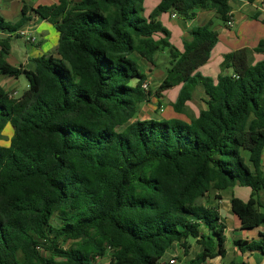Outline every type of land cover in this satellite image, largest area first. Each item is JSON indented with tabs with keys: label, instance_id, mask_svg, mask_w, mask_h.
<instances>
[{
	"label": "trees",
	"instance_id": "obj_1",
	"mask_svg": "<svg viewBox=\"0 0 264 264\" xmlns=\"http://www.w3.org/2000/svg\"><path fill=\"white\" fill-rule=\"evenodd\" d=\"M145 1L32 9L59 33L58 56L36 59L33 71L6 61L28 10L16 24L0 13V76L29 83L19 99L0 87V142L9 125L14 133L0 144V264H170L163 258L172 245L188 256L191 239L203 251L190 264H204L225 256V226L203 201L234 187L252 191L247 202L231 200L242 228L264 227V61L252 58L264 51L227 54L216 82L202 77L219 42L213 22L194 28L180 51L159 17L212 11L226 26L229 0H159L149 16ZM166 49V77L147 94L132 56L155 66ZM176 87L171 105L189 125L138 119L150 98L162 107ZM198 88L206 108L195 116L187 108ZM235 246L264 255V234Z\"/></svg>",
	"mask_w": 264,
	"mask_h": 264
},
{
	"label": "crops",
	"instance_id": "obj_2",
	"mask_svg": "<svg viewBox=\"0 0 264 264\" xmlns=\"http://www.w3.org/2000/svg\"><path fill=\"white\" fill-rule=\"evenodd\" d=\"M73 1L78 2L80 0ZM55 2L56 0H0V13L7 23H18L21 19L23 9L26 7L30 21L17 33V35L20 36V32H25L30 38L35 40L34 43L29 44L21 36L20 38L13 37L11 39V50L6 58V61L11 66L16 68L24 67L27 70L33 71L36 67L34 62L36 59L42 57L56 58L58 56L59 33L52 24L40 20L31 11L32 9H37L41 5L55 4ZM159 4V0H146L145 15L149 16ZM229 5L231 7V18L234 22L232 28H227L223 24L215 26V20L218 19L215 12L212 11L197 12L196 17L190 21H185L178 17L174 18L171 14H163L159 17L161 24L171 33V44L178 47L180 51H183V42L190 38V32L194 28L213 22V29L219 35V42L211 54L210 61L199 69L198 74L205 78H211L215 82L221 74V65L225 55L243 49H260L264 51V0H229ZM3 38H8V35H5ZM13 39H23L31 46L32 50L26 54L25 58L17 57L18 48L12 43ZM177 40H180V46L177 45ZM252 58L253 64L264 61V55L262 53H253ZM132 59L139 64L141 72V66L144 68L145 74H142L147 77L146 81L155 92L165 79L166 73L157 70L156 66L147 63L137 55L132 56ZM156 76H159V78H156ZM0 80V87L4 88L7 92H11L12 96L15 98V86L18 83V79L0 76ZM180 90L181 87H176L166 92L161 99V104L164 103L167 95L170 93H175V95L172 96L171 100L173 101L169 100V104L175 103ZM204 97V90L198 88L193 95L192 102L188 103L187 112L191 115L198 116L200 110L206 108L203 102ZM155 100L157 101V99ZM144 110L145 109L141 107L138 116V119L141 121L151 120L154 116L164 119L156 112L147 111L144 113ZM182 116V118L189 122L185 115ZM262 164L264 167V151ZM216 195H220L221 200L217 201ZM232 198H238L247 202L250 200L251 195L249 192H234L233 188H230L225 192L212 193L208 196L207 205L209 207H217L220 215V223L225 226V256L217 255L214 259L208 260L204 264H264L263 254L249 251L243 252L235 246V242L237 241L253 242L259 240L260 235L264 234V227L244 230L239 219L232 212ZM260 201L264 202V191L260 194ZM202 251V246L198 245L196 241L191 243L189 255L184 256L182 264H190ZM181 253H183V250L180 244H174L167 251L163 258V262L169 263L171 260H175L178 264L177 258Z\"/></svg>",
	"mask_w": 264,
	"mask_h": 264
},
{
	"label": "rangeland",
	"instance_id": "obj_3",
	"mask_svg": "<svg viewBox=\"0 0 264 264\" xmlns=\"http://www.w3.org/2000/svg\"><path fill=\"white\" fill-rule=\"evenodd\" d=\"M215 23H216L215 26L218 24H222L219 20H215ZM12 43L18 48L17 49L18 50L17 57L25 58L26 54L31 52L30 50H32L31 46L29 44H27L26 41L23 39H13ZM176 43L178 46L181 45L180 40H177ZM173 46H175V45H173ZM176 48H178V47H176ZM169 63H170V51L168 49L161 51V52L156 54L155 66H156L157 70L163 71L164 73H166L170 67ZM141 68H142V73L145 74L144 68L142 66H141ZM156 78H159V76H156ZM0 83H1V80H0ZM28 85H29V83H28V80L25 76L19 77L18 83L15 86V92H16L15 99H19L22 97V95L28 90V87H29ZM9 91H10V89H9ZM150 92L154 93L152 87H150ZM173 95H175V93H170L169 95H167L164 103L162 104L163 105L162 107H159L158 102L155 100L156 98H150L149 101H147L142 106V108L145 109L144 113H146L147 111L148 112L149 111L150 112H156L157 114L160 115V117L164 118V119H160L157 116H154L153 119H151V120L156 121V122L176 119V120L180 121L183 125H189V122L186 119L182 118L183 117L182 115L177 114L174 111L172 105L169 104V100L173 101V100H171ZM161 110H163L162 113H161ZM13 134H14L13 128L11 127V125H9L4 132V136H5L4 141H1L0 144L2 146H5V147L9 146V140L11 139ZM233 191L234 192H249L250 195L252 194V191L249 188L234 187ZM240 194H242V193H240ZM203 202L208 203V198ZM194 242L195 241L193 239H191L189 241L190 244L194 243ZM72 244H73V242H68V243L64 244L63 247L69 248L72 246ZM178 256H179L177 258L178 264H182V262L184 260L183 253L179 254ZM99 263L100 264H109V257L106 258L105 260H101Z\"/></svg>",
	"mask_w": 264,
	"mask_h": 264
},
{
	"label": "built area",
	"instance_id": "obj_4",
	"mask_svg": "<svg viewBox=\"0 0 264 264\" xmlns=\"http://www.w3.org/2000/svg\"><path fill=\"white\" fill-rule=\"evenodd\" d=\"M173 17L176 18L177 16H176L175 14H173ZM233 26H234V22H233V20L231 19V20L227 23L226 27H227V28H232ZM19 35H20L22 38H24L29 44L34 43V41H35L33 38H30L25 32H20ZM0 36H1V33H0ZM142 88H143V90H144L145 93L148 94V93L150 92V84H149L147 81H145V82L143 83ZM161 112H163V110H161ZM169 263H170V264H177V262H176L175 260H171Z\"/></svg>",
	"mask_w": 264,
	"mask_h": 264
}]
</instances>
